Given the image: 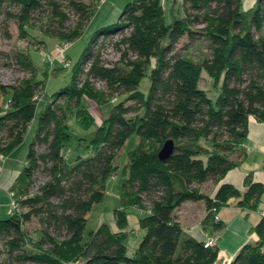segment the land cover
I'll return each instance as SVG.
<instances>
[{
  "label": "trees",
  "instance_id": "obj_1",
  "mask_svg": "<svg viewBox=\"0 0 264 264\" xmlns=\"http://www.w3.org/2000/svg\"><path fill=\"white\" fill-rule=\"evenodd\" d=\"M94 1L0 0V13L5 22L15 19L22 36L32 34V22L40 23L45 33L70 44L91 18ZM174 1L168 20L166 0H128L117 22L95 31L70 82L40 111L45 78L17 84L0 79V156L20 145L37 119L12 186L16 206L0 219V264H215L219 247L186 234L176 210L185 201H203L204 224L221 231L225 223L215 216L232 198L259 208L264 182L249 173L241 191L222 180L246 155L250 117L264 122V0L246 10L243 0ZM177 2L184 14H176ZM108 49L117 59L106 58ZM17 57L35 74L27 52ZM205 75L218 91L215 99L201 85ZM86 98L112 106L88 143L78 137L76 149L90 153L69 163L64 148L72 124L90 130L96 120ZM133 135L136 146L128 151L114 210L119 229L103 222L83 241L90 208L104 199L106 181ZM169 139L174 149L163 160L159 152ZM208 181L218 185L213 195L202 188ZM130 206L140 211L144 230L131 256L124 230ZM32 217L39 227L29 231L25 223ZM251 231L258 239L244 243L229 264H264V214Z\"/></svg>",
  "mask_w": 264,
  "mask_h": 264
},
{
  "label": "rangeland",
  "instance_id": "obj_2",
  "mask_svg": "<svg viewBox=\"0 0 264 264\" xmlns=\"http://www.w3.org/2000/svg\"><path fill=\"white\" fill-rule=\"evenodd\" d=\"M89 1V0H88ZM167 8V19L169 20V7L174 0H166ZM256 0H243L242 8L244 10L252 7ZM128 0H105L100 2L99 0L94 1V12L85 25L82 34L70 42L69 47L63 54H59L57 47L58 44H65L67 42H60L56 37L45 33L44 29L40 26V23H31L32 34L28 36H22L19 31L18 23L15 19H10L5 22V17L0 13V79L3 82L10 84H17L21 80L27 77H35L37 79H46L45 88L39 94L40 103H38V111L42 109L44 104L51 101L54 92L58 91L62 87L66 86L71 79V72L74 65L79 61L80 55L88 44L90 38L100 27L110 25L119 20L120 14L122 13ZM177 11L176 14H184V10L179 2L176 4ZM76 17L71 15V24L74 23ZM7 25H5V23ZM9 32L10 37H7L6 32ZM187 38L185 37L182 42L184 43ZM181 42V44H182ZM180 44V45H181ZM21 50L27 52L30 57L34 72L31 68L22 65L18 61L17 53ZM106 58L110 60H115L118 54L113 49H108L106 53ZM67 61V63H66ZM65 64H69L67 68H62ZM60 69H58V68ZM55 70V71H54ZM201 80V85L210 90L209 95L215 99L218 95V91L215 90L214 83L207 75H205ZM102 86V83H98ZM149 86V78L146 76L143 78L140 84V89L147 91ZM116 98H114L115 100ZM113 100V101H114ZM118 99H116L117 101ZM115 101V102H116ZM84 103L88 105L91 113L95 116L96 120L94 126L90 130H84L73 123L71 139L64 148V154L67 156L69 163H74L78 154L82 156L88 155L90 152L86 148H82L80 151L76 149L79 140V136L85 138L82 140L88 143L93 137L94 128L101 124L104 117L107 116L112 104L107 103L102 107L94 103L93 101L84 99ZM37 127V119L35 118L26 134L23 142L18 145L11 153L8 159H6L7 168L18 169V173L22 172L29 143L32 141L35 135ZM136 146V135L131 136L125 143L124 148L120 151L119 156L116 159L117 169L115 173L110 176L105 185V196L104 199L98 203L91 206L87 220L83 224V229L81 231V239L87 241L90 234L94 232L98 226L107 222L111 225L114 230L119 228L116 225L114 210L119 207L121 187L122 182L125 177L124 165L127 159L128 151ZM14 179V178H13ZM209 187V185H207ZM6 189L3 188L0 191V198L5 197L6 200L12 201L13 198L10 196V192L14 191L9 189L10 200L6 194ZM8 196V197H7ZM9 202V203H10ZM128 212V225L124 228L126 230V245L128 255H133L136 251L140 240L144 234V230L140 227L139 217L140 211L134 206H130L127 209ZM26 229L33 231L39 227L37 218L32 217L25 223ZM217 245V244H216ZM3 255L0 253V261ZM225 259V256L221 257ZM220 261V260H219ZM226 262H218V264H225ZM72 264V263H71ZM73 264H82V262H77Z\"/></svg>",
  "mask_w": 264,
  "mask_h": 264
},
{
  "label": "crops",
  "instance_id": "obj_3",
  "mask_svg": "<svg viewBox=\"0 0 264 264\" xmlns=\"http://www.w3.org/2000/svg\"><path fill=\"white\" fill-rule=\"evenodd\" d=\"M243 148L246 150L243 161L229 170L222 180L232 183L241 191L246 189L245 179L249 173H252L254 180L264 182V122L258 121L254 116L249 119V134ZM9 156L10 154L0 157V191L5 188L8 196L9 189L21 174V172L18 173V169L7 168L6 159ZM217 186L212 181H208L202 185V188L213 195ZM8 199L10 200V196ZM238 200L239 198H232L229 205L218 211V220L225 223L221 231H216L211 225L204 224L207 208L203 201H185L176 210L178 220L186 234L198 240H205L212 235L218 236L219 259L215 264L221 263L222 260L226 262L225 264H229L244 243L258 239L257 234L251 231V227L264 214V196L256 210L239 206ZM9 202L4 196L0 198V219L8 216ZM223 256L225 259L221 258Z\"/></svg>",
  "mask_w": 264,
  "mask_h": 264
},
{
  "label": "built area",
  "instance_id": "obj_4",
  "mask_svg": "<svg viewBox=\"0 0 264 264\" xmlns=\"http://www.w3.org/2000/svg\"><path fill=\"white\" fill-rule=\"evenodd\" d=\"M105 0H101V2H104ZM69 47V43H65V44H62V45H59L57 47L58 51H59V54H63L67 48ZM1 158H3V156H0ZM10 196L13 198V200L10 202V205H9V211H13V209L15 208L16 206V202H15V199H14V191H11L10 192ZM215 220H218V215L215 216ZM218 242V236L216 235H212V236H208L206 239H205V242H204V245L206 247H209V246H215Z\"/></svg>",
  "mask_w": 264,
  "mask_h": 264
},
{
  "label": "water",
  "instance_id": "obj_5",
  "mask_svg": "<svg viewBox=\"0 0 264 264\" xmlns=\"http://www.w3.org/2000/svg\"><path fill=\"white\" fill-rule=\"evenodd\" d=\"M173 149H174V141L171 139L167 140L159 152L160 158L163 160L167 159L173 152Z\"/></svg>",
  "mask_w": 264,
  "mask_h": 264
}]
</instances>
